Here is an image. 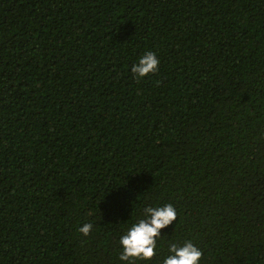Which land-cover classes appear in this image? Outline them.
I'll use <instances>...</instances> for the list:
<instances>
[{"label": "trees", "instance_id": "trees-1", "mask_svg": "<svg viewBox=\"0 0 264 264\" xmlns=\"http://www.w3.org/2000/svg\"><path fill=\"white\" fill-rule=\"evenodd\" d=\"M156 203L135 264H264V0H0V264H120Z\"/></svg>", "mask_w": 264, "mask_h": 264}, {"label": "clouds", "instance_id": "clouds-1", "mask_svg": "<svg viewBox=\"0 0 264 264\" xmlns=\"http://www.w3.org/2000/svg\"><path fill=\"white\" fill-rule=\"evenodd\" d=\"M158 65L157 55L147 51L132 64L131 73L136 78H144L150 73H155ZM175 219L176 209L172 204H145L120 233L117 241L120 250L116 259L120 264L150 260L156 254L157 240L161 237L160 230L172 224ZM92 229V223H84L77 231L88 236ZM201 255V251L191 241L182 244L168 242L167 254L160 264H199Z\"/></svg>", "mask_w": 264, "mask_h": 264}]
</instances>
